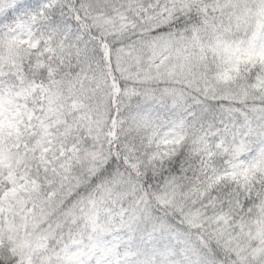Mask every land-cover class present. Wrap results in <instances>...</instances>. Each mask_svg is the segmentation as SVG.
<instances>
[{
    "label": "snow or ice",
    "instance_id": "6c2138e0",
    "mask_svg": "<svg viewBox=\"0 0 264 264\" xmlns=\"http://www.w3.org/2000/svg\"><path fill=\"white\" fill-rule=\"evenodd\" d=\"M0 264H264V0H0Z\"/></svg>",
    "mask_w": 264,
    "mask_h": 264
}]
</instances>
